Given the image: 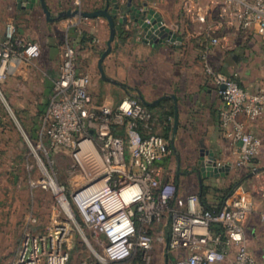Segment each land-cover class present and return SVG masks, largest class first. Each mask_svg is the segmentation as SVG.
Masks as SVG:
<instances>
[{"label": "built area", "instance_id": "1", "mask_svg": "<svg viewBox=\"0 0 264 264\" xmlns=\"http://www.w3.org/2000/svg\"><path fill=\"white\" fill-rule=\"evenodd\" d=\"M202 1L182 0L181 12L201 25L196 36L199 58L225 103L221 112L223 129L230 139L241 142L237 161L241 167L259 153L261 141L245 129L239 116L258 119L264 110V95L240 86L237 71L229 74L216 69L210 56L217 48L235 50L244 36L261 37L264 47V0H208L210 6L219 8L220 14L213 21L210 11L202 10ZM13 31L11 26L7 28V43L3 49L0 45V76L5 75L13 52L20 50V55L28 59L41 53L37 44L18 48L10 45ZM77 63L75 49L66 47L47 125L52 145L73 150L83 181L68 196L58 187L64 216L55 217L47 235L25 233L16 264H68L71 224L78 226L84 242L99 260L92 263L86 259L81 264L126 263L137 252L152 249L155 237L148 227L161 220L160 211L177 193L169 178H163L159 165L172 152L170 143L161 135L143 133L152 115L154 119L151 109L131 96L117 106L95 105L90 78L81 74ZM252 209V203L236 198L229 206L209 210L201 205L198 194L188 196L184 208L170 207L168 251L184 254L168 264L222 263L229 254L223 243L236 247L234 264H258L245 241V225ZM77 217L96 238L104 237L103 255L95 251ZM217 225L225 228L224 237L214 232Z\"/></svg>", "mask_w": 264, "mask_h": 264}, {"label": "rangeland", "instance_id": "2", "mask_svg": "<svg viewBox=\"0 0 264 264\" xmlns=\"http://www.w3.org/2000/svg\"><path fill=\"white\" fill-rule=\"evenodd\" d=\"M1 1L7 2L12 7L7 13L0 11L1 48L3 49L7 43V28L11 26L14 31L10 45L18 48L22 45L37 44L41 53L38 58L28 59L20 55V50L13 52L5 75L0 76V264H16L25 233L30 232L36 236L47 235L55 217L64 216V209L59 201L60 194L51 186V181L63 189V193L67 196L83 181L73 157V150L61 144L52 145L47 125L49 121L47 113L53 97L55 81L61 69L64 50L68 46H72L76 51L77 66L81 74L90 78L89 90L95 105L117 106L126 97H137L139 94L150 102L167 97L149 108L152 112L154 108L159 113L167 110L165 107H172L173 117L153 119L152 115L143 133L161 135L169 143L174 137V150L167 156L169 161L166 175L170 183L175 185L177 192L181 180H184L187 187H198L199 180L193 173L200 168L201 158L213 153V149L212 144L209 143L211 139L204 127L188 125L183 121L187 106L182 101L181 95L184 91L198 88L200 80L197 77L190 80L180 75L181 71L185 72L184 66L188 64L183 62L184 58L171 66L165 63L156 64L153 49L143 44L149 42L145 41L147 31L140 23L143 16H145L144 21L149 24H153V20L160 19L165 27L182 38L176 20L179 0H151L153 7L150 8L147 4L148 0H137L138 4L135 0H128L135 8H140L146 3L148 11L146 15H140L138 22H135L129 13L124 25V30L129 36L121 43L118 42L116 35L112 51L104 61L107 76L122 85L104 81L98 68V61L107 48L110 36L109 24L104 30L105 37L101 40L98 31L93 34L90 26L85 24L84 21L88 18L74 17L72 19H75V24L67 23L65 18L58 21L48 20L39 2L36 3L40 5L37 8H33L35 4L29 2L32 8L28 16L21 18L15 1ZM72 1L73 4L82 3L81 11H87L85 8L92 3L96 5L101 2L103 4L113 2L112 0ZM123 2L117 0L120 8H123ZM61 3L70 6L69 0H61ZM167 12L170 14L169 18L164 17ZM59 14L51 12V17L55 18ZM195 42L196 39L193 45L197 48ZM171 50L176 52V47H171ZM261 50L260 47L244 51L243 60L237 64L234 62L231 64L228 61L230 54L223 51V55L217 56L218 62L212 60L211 63L218 70H222L227 63L232 66L231 73H235L240 68L247 69L250 72L252 85L249 84L250 81L242 80L241 72H238L237 81L251 93L264 95V51ZM199 77L202 75L199 74ZM172 96L176 97L177 104ZM107 98L111 103L106 102ZM176 106L179 124L174 135ZM176 199L177 193L175 199L160 211L161 220L156 223L157 226L152 223L148 227L153 235L157 230L156 227L162 225L164 229V222L170 220V207L179 208L173 203L177 202ZM77 221L95 251L103 255L102 244L106 242L104 237L96 238L80 218L77 217ZM71 228L67 246L70 253L68 264H81L86 259H90L92 263H99L95 254L84 242L78 226L71 224ZM166 229L171 231V221ZM123 264H154L153 247L147 253L137 252ZM161 264L167 263L163 261Z\"/></svg>", "mask_w": 264, "mask_h": 264}, {"label": "crops", "instance_id": "3", "mask_svg": "<svg viewBox=\"0 0 264 264\" xmlns=\"http://www.w3.org/2000/svg\"><path fill=\"white\" fill-rule=\"evenodd\" d=\"M11 1V0H6ZM16 2V9L18 10L19 16L22 18L25 15L28 16L30 12V0H12ZM96 1V0H91ZM101 1V0H99ZM106 1V0H105ZM124 1V6L121 8V11L116 16L117 20V35L119 28H124L125 23H121L119 19L123 17V14L127 10L128 0ZM180 1V6L176 12V20L181 27L182 38L177 37L176 42L166 41L158 43H143L146 46H149L153 49L154 62L156 64L165 63L167 65H173L178 63V61L184 58L183 62L188 63L187 66H184L185 72L181 71L180 75L190 80L194 77H197L200 80V85L198 88H192L187 91H184L181 95L182 101L186 104V113L183 116L185 124L192 126L204 127V130L207 131L208 136L210 137L209 143L212 144L213 153L206 154L201 158V166L199 169L203 171L206 175L200 184V179L198 173L195 172V175L199 182L198 187H187L184 183V180L179 181V187H177V207L184 208L186 199L190 194H198L200 197L201 205L209 208L222 209L226 206H229L232 201L236 198H243L253 205V209L250 212L246 225H245V241L248 249L252 255L256 258L258 264H264V110L261 115L255 121H251L245 114L239 116V121L247 131H250L261 141V148L259 153L253 157L250 161L244 163L241 167L237 166V161L239 159V148L241 142H236L230 139L223 127L221 121V112L225 107V103L221 96L218 93V89L212 81V78L206 73L203 63L199 58V46L197 41L195 42L197 48L194 47L193 41H195L198 32L201 29L199 23H194L191 20L184 17L181 12L182 0ZM70 6L63 5L61 0H46V3L52 13L59 14L63 10H76L83 9L82 3L73 4L72 0H69ZM0 11L7 13L12 10V7L8 3H4L0 0ZM102 3V2H101ZM94 5H87L85 10L93 11L97 8H105L107 3H102ZM135 3L138 4V1L135 0ZM149 8L153 7V1L148 0L147 2ZM146 3H143V6L138 8L140 14L143 16L146 15L148 11V6ZM76 5V6H75ZM78 5V6H77ZM39 4H35L33 8H37ZM115 3L111 2L109 9H114ZM67 7V8H66ZM202 10L205 12L210 11L209 17L211 20L213 17H216L219 13V8L210 6L208 0L202 1ZM231 14V13H230ZM169 12L164 14L169 18ZM231 18V15H230ZM229 19V18H228ZM75 20V19H74ZM72 18H65V21L69 24H75ZM81 20V19H79ZM88 20V21H87ZM85 24L90 26L89 28L96 34H100L99 39H104V30L108 27L107 19L103 17L99 18H88ZM213 21V20H212ZM130 22V21H129ZM90 31V32H91ZM227 31H233L232 28H227ZM119 42V41H118ZM262 42V43H261ZM176 47V52H172L171 47ZM263 40L261 37H246L244 36L239 46L233 51H226L223 48H217L213 51L210 56V60L218 62L217 56L223 55V51L230 54L228 61L231 64L238 63L244 58V51L249 49H257L261 47V51H264ZM260 51V52H261ZM264 53V52H263ZM179 54V55H176ZM254 56V54H251ZM181 59V60H182ZM181 67V66H179ZM232 66L225 63L222 71L225 73H231ZM203 69V70H202ZM203 71V72H202ZM237 72H241L242 80L250 81V72L247 69L240 68ZM185 73V74H184ZM59 74V73H58ZM199 74L202 77H199ZM203 78V80L201 79ZM183 96V97H182ZM107 103H111L107 98ZM210 147V146H209ZM91 151L95 152L93 147L87 146ZM211 152V151H210ZM213 160L217 162V168L220 167H229V170L220 172L218 176L211 175L213 172ZM169 159L167 157L162 160L159 165L163 168V178H168L166 175V167ZM223 173V174H222ZM179 174V173H178ZM193 175H190L191 177ZM194 176V177H195ZM237 184L235 190L232 193H227V190L231 185ZM204 189V193H203ZM206 190V192H205ZM172 203V204H173ZM170 220L164 222L163 228L162 225L156 227L157 230L154 232L155 242L153 244V258L154 264H161L164 262L168 263L170 260H174L177 257L184 254L182 251L169 252L168 251V240L170 231L166 229ZM156 225V224H155ZM157 226V225H156ZM161 229V230H160ZM216 234H220L224 237L225 233L219 231H214ZM223 248L229 250L227 259L222 263L215 264H234V258L236 253V247L234 245H227L223 243L221 245ZM169 256V261L167 259Z\"/></svg>", "mask_w": 264, "mask_h": 264}, {"label": "water", "instance_id": "4", "mask_svg": "<svg viewBox=\"0 0 264 264\" xmlns=\"http://www.w3.org/2000/svg\"><path fill=\"white\" fill-rule=\"evenodd\" d=\"M115 3L114 9L110 10L109 9V5L110 2H107V5L105 8L102 9H97L95 11L92 12H88V11H81L79 9L76 10H67V11H63L61 12L57 17L52 18L51 17V12L49 10V7L46 3V0H30L31 4L34 5L37 2L40 3L41 7L43 8L44 13L47 16L48 20H53V21H58L62 18H74V17H81V18H99V17H103L105 19H107L109 26H110V36L109 39L107 41V48L106 50L102 53L99 61H98V68L101 74V78L104 81L113 83V84H119L122 85L119 81L112 79L110 77L107 76L105 69H104V61L107 58V56L111 53L112 48H113V43L115 42L116 39V35H117V20H116V16L119 14V12L121 11L120 6L117 3V0H112ZM30 4V5H31ZM129 13H131V17L132 19H134L135 22H138L140 19V10L131 6V1L128 2V7L126 12L123 14V17H121L119 19V21L121 23H126V21L128 20V15ZM143 19L140 20V23L142 24L143 28L145 29V31H147L146 33V38L145 41L149 42L151 44L153 43H158V42H166V41H172V42H176L177 41V36L167 27H165L160 19L157 20H153V24H149L147 22L144 21L145 16L142 17ZM149 18H151V15H149ZM140 101L146 106V107H154L156 104H158L160 101H162L164 98L167 97H161L155 101H148L142 94H139L137 96ZM175 104H177V99L175 96H172ZM179 124V115H178V110H177V106L175 107V124H174V135L177 132V127ZM91 134H93V131H91ZM170 147L172 150H174V137L171 139L170 142ZM213 165L215 166V168H213V172L211 173V175H216L218 176L220 172L223 171H227L229 170V167H220L217 168V162L213 161ZM199 179H200V184L202 185V181L204 179V177L206 176L203 171L201 169H196ZM178 173H180L178 171ZM223 174V173H222ZM167 259L169 261V256H167ZM168 264V263H167Z\"/></svg>", "mask_w": 264, "mask_h": 264}, {"label": "trees", "instance_id": "5", "mask_svg": "<svg viewBox=\"0 0 264 264\" xmlns=\"http://www.w3.org/2000/svg\"><path fill=\"white\" fill-rule=\"evenodd\" d=\"M129 36V33L128 32H126L125 30H124V28H122V27H120L119 28V32H118V35H117V37H118V41L119 42H124L125 41V39H126V37H128ZM239 84H240V86H242L243 87V85L240 83V82H238ZM165 108H167V110H164V111H161V112H157V111H155L154 110V108H153V112L155 111V119L156 118H158V117H160L159 119H163V117H173V115H174V110H173V108L172 107H165ZM165 108H163V109H165ZM172 108V109H171ZM169 109H171V111H168ZM116 134L117 135H121L122 133L121 132H118V131H116ZM237 184H234V185H231L230 186V188L227 190V193L229 194V193H232L234 190H235V187H237L236 186ZM205 192H206V190H205ZM203 193H204V189H203ZM206 209H209V210H219V209H215V208H209V207H205ZM219 231V232H222L223 234L225 233V228L224 227H222L221 225H217L216 227H215V229H214V231ZM140 252V251H139ZM137 254V253H136Z\"/></svg>", "mask_w": 264, "mask_h": 264}, {"label": "bare ground", "instance_id": "6", "mask_svg": "<svg viewBox=\"0 0 264 264\" xmlns=\"http://www.w3.org/2000/svg\"><path fill=\"white\" fill-rule=\"evenodd\" d=\"M51 186L58 191V185L54 181H51ZM65 206H68V204H65Z\"/></svg>", "mask_w": 264, "mask_h": 264}]
</instances>
